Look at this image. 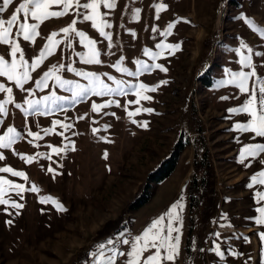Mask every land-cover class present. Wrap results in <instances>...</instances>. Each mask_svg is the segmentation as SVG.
Here are the masks:
<instances>
[{"label":"rangeland","instance_id":"374dc122","mask_svg":"<svg viewBox=\"0 0 264 264\" xmlns=\"http://www.w3.org/2000/svg\"><path fill=\"white\" fill-rule=\"evenodd\" d=\"M23 2L13 0L0 19H10ZM89 2L80 0L81 4ZM160 4L165 7L157 19ZM49 11H62V6H51ZM86 12L91 10L72 7L63 17L46 19L34 42L16 37L18 25L13 27L11 38L20 44L29 64L48 44L51 33H59L53 41L60 43L35 71L29 69L31 79L23 90L0 77V85L12 88V102L4 105L6 114L0 113V136L9 127L19 134L10 148L0 149L4 156L0 167L27 176L24 180L0 173L25 188L16 195L15 189L3 186L4 198L23 207L0 205V264H107L109 259L127 264L126 255L120 253L129 252L134 238L162 216V235H167V214L177 203L182 205L172 220L173 228L179 229L172 234L180 237L177 255L173 262L160 264H264L260 238L264 225L255 223L260 217L257 209L264 207L256 193L264 192V185L251 180L264 171V153L243 163L240 156L247 145L264 143V138L236 129L235 125L247 124L252 118L229 109L242 107L250 93L224 83L232 80L231 73L253 70L241 66L237 49L243 56L251 55L256 75L249 79V89L256 85L258 90L257 81L264 80V56L255 55L264 53V36L245 22L252 21L255 29L264 30V0H115L112 9L100 5L96 28L83 20ZM101 18L111 24L103 29L111 40L100 35ZM19 20L24 21L23 13ZM73 20L76 30L87 38L83 43L75 32H61ZM28 22L35 23L30 18ZM169 24H174L171 34L163 35ZM88 40L94 45H88ZM242 43L252 53L241 48ZM158 44L179 47L172 50L158 48ZM145 50L162 55L153 60ZM10 51L9 45L0 44V56L9 63ZM92 51L99 53V64L84 62ZM117 66L127 71H118ZM143 66L150 70L140 71ZM50 71L53 75L47 86L37 88L35 82ZM77 73H92L96 80L93 83ZM56 75L67 83L61 85ZM117 81L123 95L81 92L93 87L97 92L117 89ZM140 84L156 90L131 87ZM53 95L59 99L45 101ZM7 99L8 93L0 92V103ZM28 101H40L39 111L29 108ZM93 104L108 106L93 111ZM137 109L153 111L128 116ZM56 121L71 127L64 129ZM145 122L147 127L142 126ZM44 129L51 132L45 134ZM29 132L41 138L36 140ZM177 143L183 150L175 171L154 186L146 205L130 212L128 207L143 191L148 174ZM49 145L61 151L52 152ZM21 156L35 159L28 163ZM203 157L204 166L200 164ZM193 175L198 180L206 176L208 185L198 187L197 205L190 210ZM33 186L37 191L31 190ZM53 201L65 210H58ZM212 206L215 212L207 220L205 211ZM217 246L222 256L215 251ZM153 254V248L144 252L141 264ZM161 254L167 253L161 250Z\"/></svg>","mask_w":264,"mask_h":264},{"label":"snow or ice","instance_id":"6c2138e0","mask_svg":"<svg viewBox=\"0 0 264 264\" xmlns=\"http://www.w3.org/2000/svg\"><path fill=\"white\" fill-rule=\"evenodd\" d=\"M13 3V0H3V6L0 7V13L5 12L9 5ZM103 4L104 7L108 9H112L115 4V0H91L89 3H80V0H24L23 3L19 5L15 9V12L11 15L10 19L4 20L0 19V44L2 45H9L11 48L10 56H11V63H9L8 60H6L3 56H0V77H7V80L14 81L15 86L20 89H24L25 84L31 79L30 71H35L42 63V61L46 58L47 55L53 54L52 49L57 47L60 43V41H53V38L56 37L59 33L53 32L48 38V44L45 45L44 49L41 50L38 57L34 59L31 64L27 60L24 59V52L20 48V44L16 42V39H12L13 36V27L18 25L17 31L15 33L16 37H22L24 41H32L34 42L35 37L39 35L38 28L40 25L49 18H60L65 15H67L70 11V8L75 7L77 9H84V10H91V13L83 15L84 21H91L92 26L94 28L97 27L96 17L100 16L98 9L100 5ZM62 6V11H49V8L51 6ZM165 5L160 4L157 6V19H159V11L160 9L164 8ZM23 13L24 21L20 22L19 15ZM76 15H80V12L77 11ZM29 18L32 21H35V23H29ZM250 27H253L254 30L259 31L261 36H264V30L255 29V26L252 21L246 20L245 21ZM77 24L76 20L72 21V24L68 27H65L61 29V32L64 34H68L70 32H75L76 36L81 38V43L85 39V34L83 32L77 31L75 28V25ZM111 24L107 23L106 20H103L101 18L100 25H99V31L100 35L107 38L108 40H111V36L109 33L105 32L104 28H110ZM174 27V24L168 25V30L162 33L163 35H169L170 30ZM155 31V29H153ZM94 41L88 40V45H94ZM158 48H164L167 47L168 49L175 50L179 46L178 45H162L158 44ZM241 48H247V45L241 44ZM247 51L249 53H252L251 48H247ZM17 53L20 54L19 60L16 59ZM237 54L241 56L240 64L243 68H253L251 72H245L241 71L238 73H231L232 80L230 81H224V83H233L235 86L239 89L241 93H250L249 98L245 100L244 104L240 108H233L229 109L232 113H248L251 116V120L247 124H237L235 125L236 129H238L241 132H252L255 134V137H261L264 138V80H258L257 83L259 85L258 90L257 86L253 85L251 90L248 87V81L251 77L256 75V72L254 70V67L251 63V55L249 56H243L240 53V50L237 49ZM145 55H150L153 60L157 59L162 53H150L148 50H145ZM257 56H264V53H255ZM99 56L98 52L92 51L90 58H85L84 62L86 63H92L95 62L97 64L100 63V60L97 59ZM139 63V62H137ZM63 67V65L61 66ZM154 68H160L161 71H166L165 68H162L160 65H153ZM118 71H127L126 69H122L119 66H117ZM144 70H150L148 66H143L140 71ZM53 75V72H46L44 73V76L41 80H37L36 87L41 88L42 86H47V80L50 76ZM77 75H82L86 79H90L95 82L96 78L94 74L92 73H77ZM128 75L134 76L137 75V73L129 72ZM55 79L57 82H59L61 85L66 84V81L60 80V77L58 75L55 76ZM111 79V77H109ZM118 87L117 89H106L97 92V90L93 87L91 89L89 88H83L81 89L82 93H87L89 91L93 92L97 95H107L110 93H115L117 95H123L124 91L122 88L119 87L120 83L119 81L116 82ZM166 83V81L161 82ZM159 86V85H158ZM157 86V87H158ZM80 86L77 85V88ZM133 89H140V90H148V91H155L156 87L148 88L144 84H140L138 86L133 85L131 86ZM257 91L259 93V96L257 95ZM0 92H7L8 93V99L5 100L3 103H0V113L5 112V104L12 102V88H5L3 85H0ZM139 95V93H138ZM144 100H149L150 97L148 96H142ZM45 101L52 99L55 101L56 99H59L55 97L54 95L52 97H45ZM227 99V98H225ZM138 102V101H137ZM259 104V108L257 109L256 104ZM29 108L39 111L38 105L40 104V101H28ZM108 105L102 104V105H96L93 104L92 108L93 111H97L99 108L107 107ZM17 108H20V105H16ZM140 111L151 113L152 109H137L136 112H128V116L132 117L137 115ZM133 123H136L135 120L132 121ZM54 124H60V126L64 129H67L71 127L67 124H61V122L56 121ZM143 127H147V123L145 122ZM94 131H98L94 130ZM45 134H48L51 132V129H44ZM29 136H33L34 139L39 140L41 137L39 133H28ZM19 138V134L15 132L14 128L9 127L7 129V134L5 136H0V149H8L12 146V144L16 141V139ZM50 148H52V152L59 153L61 150L52 147L49 145ZM67 147V146H66ZM264 153V143H255L251 145H247L244 149L241 151V163L244 162V160L248 157L255 158L259 154ZM22 160H25V162L30 163L35 159V157H20ZM50 159V156L47 157ZM4 156L0 155V160H3ZM261 163H264V161H261ZM49 172H54V169L49 168ZM0 173H10L12 176L21 177L24 180H27V176L23 172H18L13 170L10 167H0ZM252 183L254 184H260L264 185V171H261L251 177ZM4 185H7L9 190L15 189L16 195H21L25 188L23 185L20 184H14L10 180H6L3 177H0V205H8L10 207L19 209L22 208L23 205L16 203L14 201H10L8 199L4 198ZM32 191H37L35 186L32 187ZM256 196L260 200H264V192H257ZM46 200H52L51 197H47ZM45 202V201H42ZM53 203L56 204V207L58 210H65L63 209V206L53 201ZM182 205L179 203L174 204L172 206L171 211L167 214L168 215V224L166 226L167 228V235H162L164 228L160 227L163 224L164 217H160L159 219L155 220L148 228H146L142 235L136 236L134 238V242L131 243V250L127 253L121 252V256L127 257V264H141V257L144 252L148 251L150 248L155 249V254L149 255L147 259L143 261V264H160L161 261H167V262H173L175 256L177 255V249L180 242V237L177 235L173 238V232H178L179 229L173 228L172 226V220L173 215L176 213L177 208H181ZM257 212L260 213V217L256 219L255 223L259 225H264V207H260L257 209ZM11 215V213H8ZM18 214V213H17ZM175 219L177 221L180 220V217L178 214L175 215ZM10 224L11 221H8ZM155 230V231H154ZM260 238L262 241H264V232L260 233ZM173 239L175 240V243H172ZM247 239V238H246ZM111 243V241H109ZM124 244H129L128 240L123 241ZM103 247V245H101ZM161 250H165L167 253L166 255L161 254ZM215 251L218 255H223L220 253L219 247L217 246ZM107 264H114V261L112 259H109L107 261Z\"/></svg>","mask_w":264,"mask_h":264},{"label":"trees","instance_id":"16d2710c","mask_svg":"<svg viewBox=\"0 0 264 264\" xmlns=\"http://www.w3.org/2000/svg\"><path fill=\"white\" fill-rule=\"evenodd\" d=\"M206 81L208 83H206ZM203 82L206 86H210V82L208 80L203 79ZM183 150V145L181 143H177L175 145L174 150L169 154L168 157L163 159L159 165L148 174L146 181L147 184L143 188V191L133 200V202L129 205L128 209L130 212L137 211L138 209L142 208L144 205H146L151 196H152V191L155 188L154 186H157L164 182L167 178H169L172 173L175 171V168L177 166V162L179 160L180 154ZM202 166L205 164L204 157L202 158V161L200 162ZM207 177L200 178L199 180L194 177L190 182L189 185V209L192 210L198 202V187H207L208 183ZM209 216L214 214L215 208L214 206L208 207L205 211Z\"/></svg>","mask_w":264,"mask_h":264}]
</instances>
